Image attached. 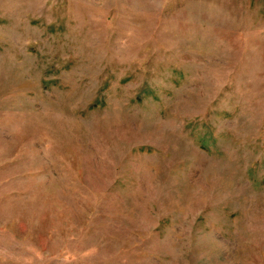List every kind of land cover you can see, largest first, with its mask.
Returning <instances> with one entry per match:
<instances>
[{"label": "rangeland", "instance_id": "rangeland-1", "mask_svg": "<svg viewBox=\"0 0 264 264\" xmlns=\"http://www.w3.org/2000/svg\"><path fill=\"white\" fill-rule=\"evenodd\" d=\"M0 264H264V0H0Z\"/></svg>", "mask_w": 264, "mask_h": 264}]
</instances>
